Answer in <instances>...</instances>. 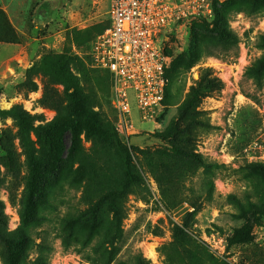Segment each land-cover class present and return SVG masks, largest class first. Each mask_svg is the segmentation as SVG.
Listing matches in <instances>:
<instances>
[{
    "label": "rangeland",
    "instance_id": "374dc122",
    "mask_svg": "<svg viewBox=\"0 0 264 264\" xmlns=\"http://www.w3.org/2000/svg\"><path fill=\"white\" fill-rule=\"evenodd\" d=\"M189 2L190 7L205 3L212 12L208 17L202 13L203 9L199 16L187 14L163 32L160 43L170 62L168 107L157 115L156 122L140 120L134 108L133 126L123 135L117 130L111 77L104 70L94 68L92 58L93 44L109 21V0H0L2 10L21 37L20 44L0 43V112L22 105L32 115H43L45 123L55 120L67 104L64 87L38 75L34 80L39 89L31 93L25 85L26 71L49 53L79 56L90 70L88 77L82 79L85 92L106 123L114 124L128 145L135 147L136 168L145 179L144 186L129 195L125 203L120 259L127 260L142 253L151 264H166L162 247L172 241L173 227L181 225L187 213L194 211L192 203L195 202L200 211L192 222L193 231L216 257L230 264H264V162L250 160L254 154L258 158L264 156V89L259 91L245 76L250 64L262 56L256 45L264 33V2ZM226 4L228 26L239 38L238 47L231 45L232 50L225 53L221 46L215 50L220 56L208 57L195 48L192 29L203 24L210 29L224 28L219 15ZM207 69L224 83L220 94L205 99L200 106L207 114L204 118L210 120L214 128H199L179 137L190 136L195 153L221 166L213 180V198L204 194L209 177L201 169L195 176L182 181L183 200L178 199L173 206H168L162 198V186L170 187V182L174 180L175 183L177 177L170 176L171 164L167 157L173 154V141L166 140V136L168 129L175 126L178 110L191 87ZM185 125L181 123L180 127ZM6 132L16 135L15 122L0 114V140ZM257 142L261 146L255 147ZM15 145L24 163L17 140ZM69 145L70 137L65 136L63 156ZM83 150V159L93 160L96 171L101 170V152L96 143L83 140ZM156 152L161 157L155 164L154 174L147 167L144 153ZM78 166L75 164L74 169ZM25 177V168L16 179L7 176L1 191L11 231L21 223L18 207L11 201L17 203L20 199ZM97 177H100L99 172ZM84 179L80 173L62 171L60 179L53 181L51 204H44L48 219L45 226L54 245L51 264H89L82 253L66 249L61 240L54 239L61 218L84 207ZM184 202L192 209L189 210Z\"/></svg>",
    "mask_w": 264,
    "mask_h": 264
},
{
    "label": "trees",
    "instance_id": "16d2710c",
    "mask_svg": "<svg viewBox=\"0 0 264 264\" xmlns=\"http://www.w3.org/2000/svg\"><path fill=\"white\" fill-rule=\"evenodd\" d=\"M264 2V0H262ZM227 4L222 6L219 21L224 28L210 29L208 25H195L192 29L194 46L198 52L208 57L221 54L215 50L221 46L227 53L238 47V36L229 29ZM102 28L101 34L109 27ZM100 35V34H99ZM0 43L20 44L21 37L0 6ZM256 47L262 56L250 64L245 76L253 81L259 91L264 89V33ZM196 54V52H195ZM237 54V53H236ZM224 55V54H223ZM89 68L77 55L58 56L54 53L44 55L26 71L25 85L29 92H37L38 84L34 78L38 75L49 78L56 85L64 87L67 104L55 120L45 123L43 115H32L22 105H14L1 111L4 117L12 118L17 133L12 136L6 132L0 140V259L2 264H51L54 253L53 240L44 213L45 205H50L49 196L53 193V181L60 179V173H80L85 177L82 191L83 208L70 211L61 218L55 240H61L66 249L82 253L89 264H151L150 260L138 253L131 258L120 259L124 238L123 222L125 203L129 195L144 186L145 179L136 168L135 147H131L116 130L115 125L106 123L99 111L95 110L93 100L85 92L82 79L89 75ZM111 77V74L108 71ZM167 71V77H168ZM169 79V77H168ZM169 86L166 90V108L168 107ZM224 90V83L207 69L190 89L187 98L180 106L175 126L168 129L166 140L173 141V154L168 156L171 164L170 176L177 181L170 187L162 186V198L168 206L176 200H183L181 183L193 177L199 170L209 177V186L204 187L209 199L213 198L214 183L221 166L208 161L203 155L191 148V137H179L180 134L199 128L211 130L214 127L205 119V111L200 106L207 98H212ZM116 120V115H115ZM67 125L65 126V122ZM37 122H40L37 124ZM45 123V124H43ZM186 124L184 128L180 124ZM65 136L70 137V145L64 155ZM18 141L25 162L21 163L16 150ZM83 140L94 142L101 152V170L96 171L93 160L83 159ZM147 167L155 174L154 168L161 157L159 152L144 153ZM96 161V160H95ZM75 164L78 168L74 169ZM22 168L26 170L23 193L15 203L20 216V226L11 231L6 205L1 199V191L6 185L7 176L16 179ZM99 172L100 177H97ZM163 185V184H162ZM171 189V191H170ZM188 202H184V204ZM189 206V204H188ZM194 211L187 213L181 225L173 227L172 241L162 247L166 264H230L218 258L209 247L198 239L193 231V220L200 207L192 203ZM191 210V207H187ZM101 230V233L97 232ZM34 250V252H32ZM34 253V254H32Z\"/></svg>",
    "mask_w": 264,
    "mask_h": 264
},
{
    "label": "built area",
    "instance_id": "2783aa9c",
    "mask_svg": "<svg viewBox=\"0 0 264 264\" xmlns=\"http://www.w3.org/2000/svg\"><path fill=\"white\" fill-rule=\"evenodd\" d=\"M189 1L109 0L110 25L95 40L92 58L94 68L111 74L116 125L121 134H128L133 126L134 108L140 120L153 122L166 109L170 62L160 43L163 32L187 14L199 16L203 9L208 17L212 12L205 3L190 7ZM255 145L261 146L260 142ZM250 160L264 162V156L254 154Z\"/></svg>",
    "mask_w": 264,
    "mask_h": 264
}]
</instances>
